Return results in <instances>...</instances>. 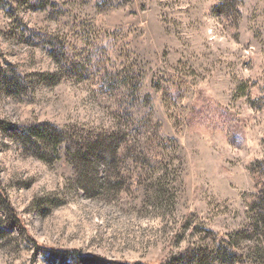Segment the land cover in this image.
Listing matches in <instances>:
<instances>
[{
	"label": "rangeland",
	"instance_id": "374dc122",
	"mask_svg": "<svg viewBox=\"0 0 264 264\" xmlns=\"http://www.w3.org/2000/svg\"><path fill=\"white\" fill-rule=\"evenodd\" d=\"M40 122L115 132L122 189L28 154L15 133ZM261 186L264 0H0V264H223L220 237L264 264Z\"/></svg>",
	"mask_w": 264,
	"mask_h": 264
},
{
	"label": "trees",
	"instance_id": "16d2710c",
	"mask_svg": "<svg viewBox=\"0 0 264 264\" xmlns=\"http://www.w3.org/2000/svg\"><path fill=\"white\" fill-rule=\"evenodd\" d=\"M15 138L28 154L46 163L58 158L62 151L66 160L74 167L78 183L87 192L88 197L101 196L107 189H122L124 177L119 175V170L122 167L121 162L127 156V150L115 132L91 129L85 131L76 126L60 128L48 122H40L24 127V131H17ZM168 144V139L158 136L155 132L146 134L139 142L137 157L144 159L150 166H159V151ZM100 167L105 170L106 175L104 172L100 174ZM249 172L255 179L254 165L250 166ZM248 198L256 217L254 231L260 232L259 237L264 238V186L259 187ZM216 240L214 254L218 262L235 264L242 260V253L230 239L220 237ZM48 250L56 252L53 249ZM92 258L101 264H143L106 261L97 256Z\"/></svg>",
	"mask_w": 264,
	"mask_h": 264
}]
</instances>
